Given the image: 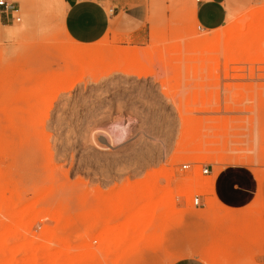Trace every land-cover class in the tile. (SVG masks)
<instances>
[{
  "label": "rangeland",
  "instance_id": "obj_1",
  "mask_svg": "<svg viewBox=\"0 0 264 264\" xmlns=\"http://www.w3.org/2000/svg\"><path fill=\"white\" fill-rule=\"evenodd\" d=\"M10 2L16 11L0 14V264H264V209L238 220L205 191L228 166L264 174V41L262 60L257 47L227 66L223 48L193 52L212 33L193 16L197 0H104L109 15L143 10L140 35L112 20L99 43L82 45L62 28V0ZM224 8L220 31L263 11L264 0ZM77 45L94 52L87 70L71 60ZM186 132L197 141L183 146ZM148 181L169 206L142 236L130 234L136 247H118L126 218L111 209L128 184ZM196 195L205 207L193 205Z\"/></svg>",
  "mask_w": 264,
  "mask_h": 264
},
{
  "label": "crops",
  "instance_id": "obj_2",
  "mask_svg": "<svg viewBox=\"0 0 264 264\" xmlns=\"http://www.w3.org/2000/svg\"><path fill=\"white\" fill-rule=\"evenodd\" d=\"M224 1L201 0L198 3L197 20L204 30L216 31L224 26L227 19ZM62 4V28L75 42L82 45L99 43L110 30L112 20H116L120 31L128 37L140 35L139 28L145 22V12L139 8L121 9L117 14L114 12L109 15L103 5L104 0H62ZM204 16L209 20V25H205ZM263 146L260 140L259 153ZM259 172L260 168L256 170L245 165H232L216 174L215 196L226 209L239 213L238 220L246 218V213L256 205L264 209V174ZM262 243L264 244V239ZM133 258L135 257L131 256L128 259ZM176 261L173 260L170 264H207L199 257Z\"/></svg>",
  "mask_w": 264,
  "mask_h": 264
},
{
  "label": "bare ground",
  "instance_id": "obj_3",
  "mask_svg": "<svg viewBox=\"0 0 264 264\" xmlns=\"http://www.w3.org/2000/svg\"><path fill=\"white\" fill-rule=\"evenodd\" d=\"M193 16L196 19V17H197L196 9L193 11ZM263 41H264V10L255 14V15H252L251 17L247 18L246 20H244L240 23H237L235 25L230 26L228 29H226L224 31L216 30V31H212L211 34H204V35L199 36L196 39L197 43H196L195 50L193 52L194 53H201V55H204L206 53L219 52L220 49L223 48V52H224V56H225V63L227 66H229L230 64H232L238 60H240V63H242L241 59H239L240 56L242 54H244L245 52H249L248 49H250V50L254 49V51H256L257 47H258V50H257L256 54L258 55V59H256V60H258V61L262 60L264 57L263 56L264 53L262 54V52H261L262 49H260V46H261V43H263ZM93 53L94 52L92 50H90V48H87V47L82 46V45H77L74 53L71 55L72 56L71 60L73 61V63H76V66L80 67L81 69L85 68L84 70H87L86 66L89 63V60L91 58L94 59V57H95V55ZM250 53H249V56L250 57L252 56V58H253L254 54L252 55ZM95 62L100 63V59H97V60L95 59ZM238 63H239V61H238ZM260 63H262V62H260ZM125 66H124V68L127 70L128 65L126 67ZM98 67H99V65H98ZM86 72L87 71H85V73ZM90 72H91V70H90ZM85 73H84V75H85ZM84 75H81V76H84ZM68 81H69V79H68ZM184 122L187 125V127L190 129L192 126L191 121L185 119ZM119 127H120L119 125L115 126V128H119ZM125 134H126L125 131H123L118 139L119 140L124 139ZM188 139L193 140V141H197V137L193 133L186 132L184 137H183V140H182L183 146H186V141H188ZM201 142H202V139H201ZM206 142L210 143L211 140L208 139V140H206ZM181 151L185 152V151H187V148L183 147V149ZM207 152L209 153L210 149H208ZM204 157H206L208 159L210 158L209 155H205ZM152 182H153V180H152ZM186 186L189 187L188 184L185 185V183H184V186H183L184 189L183 190L185 192L187 191L186 193L193 191L192 189L190 190V188L193 187V184L191 185L190 188H188V187L186 188ZM180 188H182V187H180ZM196 188H197V186H196ZM155 190L156 189H155L154 185H152V183L149 181L145 182L144 184L142 183L140 185H135V186L128 184L126 186V189H125L126 193L124 194V196L122 198L118 199L119 204L118 205L111 204L109 206L110 209L112 208V205L117 206L114 210L111 209V215L114 216L113 217L114 219L118 220L121 218V220H122V218L124 217L123 219L125 220V218H126V220L123 221V223H121L122 221L121 222L119 221L121 224L119 223V227L117 226L118 231L116 232V230H115L116 235L114 237L116 238L115 240H118V241L114 240V242H116V244L118 243L117 244L118 247L120 245L122 246V244H127L125 241H126V239H130L132 237V235H131V237L128 238L130 236V234L135 233L136 235L135 234L134 235H135V237H137V233L139 232L140 234H138V235L142 236L143 229L145 227H147L148 225H150L152 221L157 219L158 215L160 214V210L164 209V207H166V206H169V204L167 205L168 202L166 201V199H164L165 198L164 196L160 195V199L158 198L159 197L157 195L158 193ZM194 190H195V188H194ZM205 191H207L208 194L211 196L210 202H211V205L213 206V204L217 201L216 200L217 198L214 194V187L213 188H207V189H205ZM166 196H168V195H166ZM175 198H176V195H175ZM171 201L173 204L171 203ZM140 203H143L144 205H140L143 207L141 209L139 208L137 210L136 205L139 206ZM171 204L172 205L175 204L174 199L170 200V207H171ZM172 208H174V206L171 207L170 209H172ZM170 211H172V210H170ZM225 211H227V210H225ZM206 215H207V213H206ZM160 217H161V215H160ZM120 225H121V227H120ZM113 229L114 228H112L111 231H113ZM117 236H118V238H117ZM135 237L133 236V238L130 239V241H128V242H130L129 244L133 245L134 247H136V245H134L135 244L134 242L137 241L135 239ZM133 239L135 240L134 242L132 241ZM145 239H146V241L148 240L146 237H144V241H145ZM143 242H141V243H143ZM141 243L139 245L137 243V247L142 246L144 244V243L143 244H141ZM129 244L126 246L128 247ZM151 244L153 246L155 243L154 244L151 243ZM144 246H145V244H144ZM158 246L159 245L156 242V244H155V246H153V248H159ZM127 247H126V250L131 249V246L128 247L129 249H127Z\"/></svg>",
  "mask_w": 264,
  "mask_h": 264
},
{
  "label": "built area",
  "instance_id": "obj_4",
  "mask_svg": "<svg viewBox=\"0 0 264 264\" xmlns=\"http://www.w3.org/2000/svg\"><path fill=\"white\" fill-rule=\"evenodd\" d=\"M197 3H201V0H197ZM16 11L15 2H10V0H0V12L2 14H5L7 17L9 13ZM114 11H111V14H113ZM183 170H187L189 168V165H184ZM202 174L206 177L212 175V168L208 165L203 166ZM193 205L196 208H203L206 206L203 196L196 195L193 198Z\"/></svg>",
  "mask_w": 264,
  "mask_h": 264
}]
</instances>
